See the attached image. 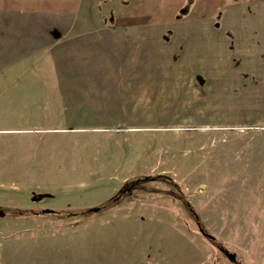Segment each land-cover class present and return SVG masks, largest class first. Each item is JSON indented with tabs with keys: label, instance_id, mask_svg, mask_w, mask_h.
I'll list each match as a JSON object with an SVG mask.
<instances>
[{
	"label": "rangeland",
	"instance_id": "rangeland-1",
	"mask_svg": "<svg viewBox=\"0 0 264 264\" xmlns=\"http://www.w3.org/2000/svg\"><path fill=\"white\" fill-rule=\"evenodd\" d=\"M121 1L86 6L114 47ZM220 12L218 53L180 9L142 82L117 53L112 82L1 84L0 264H264V0Z\"/></svg>",
	"mask_w": 264,
	"mask_h": 264
},
{
	"label": "crops",
	"instance_id": "crops-1",
	"mask_svg": "<svg viewBox=\"0 0 264 264\" xmlns=\"http://www.w3.org/2000/svg\"><path fill=\"white\" fill-rule=\"evenodd\" d=\"M88 1L0 0V86L3 82L5 86L7 82H80L81 70L85 82H112L117 53L126 55V65L135 70L132 81L142 82L144 72L139 67L158 70L165 65L162 56L172 54L162 45L163 32L176 23L177 12L186 4L184 18L195 23L186 36H196L193 45L187 37L188 52L194 44L203 45L196 54L219 51L213 33H207L213 32V21L225 0H122L115 17L126 28L116 47L113 28L92 26L93 18L86 13ZM125 78L121 73L122 82Z\"/></svg>",
	"mask_w": 264,
	"mask_h": 264
},
{
	"label": "trees",
	"instance_id": "trees-1",
	"mask_svg": "<svg viewBox=\"0 0 264 264\" xmlns=\"http://www.w3.org/2000/svg\"><path fill=\"white\" fill-rule=\"evenodd\" d=\"M235 1H238V0H235ZM185 12L187 11V9H188V6L186 7V8H182ZM221 14V12H219L218 13V15H220ZM109 202L110 201H106V202H104V204H103V206H96V207H92V208H85V213L86 212H96V211H99V210H101V209H103V208H107L108 207V205H109ZM49 212H53V213H58L57 211H55V210H50ZM60 213H64V212H66V211H64V210H61V211H59ZM18 213H22L21 211L20 212H18ZM201 231H202V233H204V235H206L207 237H209L211 240H215V236L214 235H212V234H209V233H207L203 228H201ZM219 247H220V249L222 250V251H224L225 253L228 251L230 254H231V252L228 250V249H226L224 246H222V245H219Z\"/></svg>",
	"mask_w": 264,
	"mask_h": 264
},
{
	"label": "water",
	"instance_id": "water-1",
	"mask_svg": "<svg viewBox=\"0 0 264 264\" xmlns=\"http://www.w3.org/2000/svg\"><path fill=\"white\" fill-rule=\"evenodd\" d=\"M50 210H51V209H45V210H43V211H44V212H49ZM0 213H1V214H4L3 211H0ZM226 254L229 255L230 253L227 251Z\"/></svg>",
	"mask_w": 264,
	"mask_h": 264
}]
</instances>
